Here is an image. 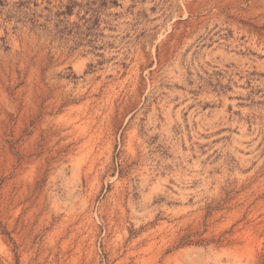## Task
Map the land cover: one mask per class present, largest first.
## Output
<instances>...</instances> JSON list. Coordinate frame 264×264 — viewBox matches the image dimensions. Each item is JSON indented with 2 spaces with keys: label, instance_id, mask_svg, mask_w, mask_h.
<instances>
[{
  "label": "rangeland",
  "instance_id": "obj_1",
  "mask_svg": "<svg viewBox=\"0 0 264 264\" xmlns=\"http://www.w3.org/2000/svg\"><path fill=\"white\" fill-rule=\"evenodd\" d=\"M0 264H264V0H0Z\"/></svg>",
  "mask_w": 264,
  "mask_h": 264
}]
</instances>
